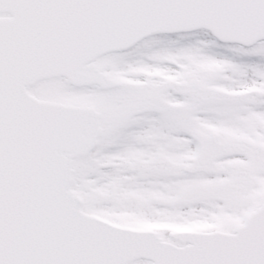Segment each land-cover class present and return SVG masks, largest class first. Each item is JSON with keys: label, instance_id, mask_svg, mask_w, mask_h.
<instances>
[{"label": "snow or ice", "instance_id": "snow-or-ice-1", "mask_svg": "<svg viewBox=\"0 0 264 264\" xmlns=\"http://www.w3.org/2000/svg\"><path fill=\"white\" fill-rule=\"evenodd\" d=\"M0 264H264V0H0Z\"/></svg>", "mask_w": 264, "mask_h": 264}]
</instances>
